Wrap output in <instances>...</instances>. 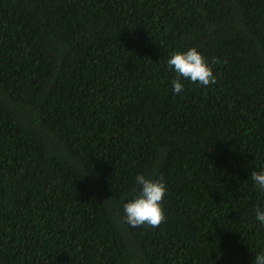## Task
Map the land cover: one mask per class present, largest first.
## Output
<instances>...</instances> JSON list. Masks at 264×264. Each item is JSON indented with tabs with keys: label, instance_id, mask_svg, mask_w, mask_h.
<instances>
[{
	"label": "trees",
	"instance_id": "1",
	"mask_svg": "<svg viewBox=\"0 0 264 264\" xmlns=\"http://www.w3.org/2000/svg\"><path fill=\"white\" fill-rule=\"evenodd\" d=\"M190 47L216 83L177 94ZM261 168L264 0H0V264H253Z\"/></svg>",
	"mask_w": 264,
	"mask_h": 264
},
{
	"label": "clouds",
	"instance_id": "2",
	"mask_svg": "<svg viewBox=\"0 0 264 264\" xmlns=\"http://www.w3.org/2000/svg\"><path fill=\"white\" fill-rule=\"evenodd\" d=\"M218 62L213 59V63ZM167 66L176 73L172 88L177 94L184 90L182 79L204 87L216 83L212 68L195 47L171 53ZM251 178L254 184L264 191V168L252 171ZM135 183L139 186L138 192L123 204L124 222L130 227H159L165 221L162 203L167 194V187L163 178L151 179L138 174ZM255 219L264 225V210L257 208ZM253 264H264V251L255 255Z\"/></svg>",
	"mask_w": 264,
	"mask_h": 264
}]
</instances>
